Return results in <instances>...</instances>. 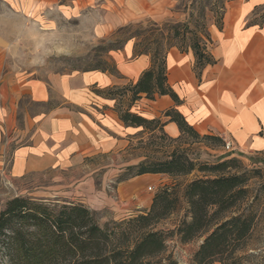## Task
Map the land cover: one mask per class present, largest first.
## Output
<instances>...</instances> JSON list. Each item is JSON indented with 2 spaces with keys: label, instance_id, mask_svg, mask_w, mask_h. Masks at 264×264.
<instances>
[{
  "label": "trees",
  "instance_id": "1",
  "mask_svg": "<svg viewBox=\"0 0 264 264\" xmlns=\"http://www.w3.org/2000/svg\"><path fill=\"white\" fill-rule=\"evenodd\" d=\"M151 26H158L150 22ZM169 27L166 47L163 34L149 37V28L131 31V24L119 28L120 36L97 48L98 55L119 51L129 40L137 39L134 55H150L151 64L134 84L113 87L100 94L114 98L129 95L126 108L117 109L126 126L142 127L153 132L164 124L160 118L147 119L130 111V105L142 95L149 100L168 95L178 104L177 94L167 82L166 53L175 46L190 48L195 56L194 70L214 60L201 43L198 30L188 23L165 22ZM200 32L208 37L205 26ZM179 42L175 43L174 39ZM96 51V50H95ZM99 70L118 75L113 61L99 59L84 71ZM163 116L176 123L181 135L207 145H223L222 138L200 135L175 108ZM163 132V131H162ZM128 176L120 183L142 174H165L170 177L197 175L184 183L165 185L153 195L148 208L140 209L121 220L100 223L97 213L83 203L49 202L29 196H15L0 208V260L4 264H177L166 253L167 239L176 235L180 243L202 238L187 264H264V227H260L264 197V178L252 192L249 181L260 174L258 169H245L237 157H224L215 162L198 161L186 150H173L166 158L143 160L129 167ZM184 204V216L174 230L157 229V225Z\"/></svg>",
  "mask_w": 264,
  "mask_h": 264
},
{
  "label": "rangeland",
  "instance_id": "2",
  "mask_svg": "<svg viewBox=\"0 0 264 264\" xmlns=\"http://www.w3.org/2000/svg\"><path fill=\"white\" fill-rule=\"evenodd\" d=\"M10 1L0 0V44L6 49L7 69L16 71L26 79L49 82L54 75L89 69L99 59L113 61V51L107 56L98 55L97 48L115 41L121 35L119 28L127 24H131V31L149 28V37L163 34L165 49L170 29L163 24L188 23L191 29L198 30L201 43L205 44L207 50L210 29L220 27L224 4L230 0H178L171 5L170 13L159 17L134 18L129 7L122 3L126 0H57L55 4H27L21 6V10ZM115 1L121 3L115 4ZM150 22L158 26H151ZM250 22H264V6L254 9ZM202 25L208 37L199 31ZM137 41L129 40L121 50L125 52L133 48L134 51ZM174 42L178 43L179 39L175 38ZM46 111V106L33 104L26 98L21 101L17 113V126L21 127V133L0 132V208L9 198L29 196L49 202L83 203L97 213L100 223L121 220L145 209L151 195L159 188L176 185L180 192L181 186L197 173L178 177L165 175L156 185L148 184L142 190H138L137 176L120 183L116 180L132 174L133 170L129 167L143 160L164 159L173 150L181 149L198 161L215 162L224 157H237L245 169L260 170V174H256L248 183L252 192L259 186V176L264 178V154H243L236 149L228 152L223 145H207L190 136L172 138L162 132L161 127H156L153 132L141 129L123 134L122 138L116 139L121 142H116L105 152L57 157L46 163L30 164L24 160L31 153L30 148H37L38 153H42L41 149L49 147L56 151V156L63 152L59 147L71 144L49 141L50 135H40L41 140L36 146L33 145L35 125L32 121ZM25 115L31 118V123L26 127ZM82 138L86 140L84 135ZM258 205L259 209L264 208V197ZM184 213L181 202L178 209L156 228L174 230ZM260 227H264V216ZM201 240L196 238L180 243L176 235L169 236L166 253H171L177 264H187ZM0 264H4L3 260H0Z\"/></svg>",
  "mask_w": 264,
  "mask_h": 264
},
{
  "label": "crops",
  "instance_id": "3",
  "mask_svg": "<svg viewBox=\"0 0 264 264\" xmlns=\"http://www.w3.org/2000/svg\"><path fill=\"white\" fill-rule=\"evenodd\" d=\"M178 0H126L134 17H159L170 13ZM13 6L55 4L57 0H12ZM121 1H115L120 4ZM264 0H230L224 4L220 27L209 32L207 52L214 60L205 65L199 75L194 70L195 56L188 48L181 51L173 46L166 53L167 82L180 102L168 95L149 100L142 95L130 105V111L147 119L160 118L162 131L169 137L181 135L177 125L163 113L177 109L200 135L211 134L232 142L237 152L264 154V22L251 23L255 8ZM257 16V15H256ZM5 47L0 44V132L21 133L17 113L26 98L33 104L46 106L47 111L33 119V145L40 135H50L49 141L70 142L63 152L54 156V149L46 147L38 153L30 148V164L48 162L55 158L79 157L105 152L114 147L123 134L141 130L126 126L119 118L118 108H126L129 95L114 98L100 94L113 87L134 84L151 64L150 55L135 56L133 48L113 51L118 75L99 70L74 71L54 75L49 82L26 79L7 69ZM44 115V116H43ZM28 115L24 126L31 123ZM58 135V136H51ZM82 135L86 137L84 141ZM26 151V149H23ZM45 162V163H46ZM165 174L137 176L138 190L148 184L156 185ZM153 194L149 199V207ZM213 264H220L215 262Z\"/></svg>",
  "mask_w": 264,
  "mask_h": 264
},
{
  "label": "built area",
  "instance_id": "4",
  "mask_svg": "<svg viewBox=\"0 0 264 264\" xmlns=\"http://www.w3.org/2000/svg\"><path fill=\"white\" fill-rule=\"evenodd\" d=\"M223 148L228 152H232L235 149L232 142L229 140H224Z\"/></svg>",
  "mask_w": 264,
  "mask_h": 264
}]
</instances>
